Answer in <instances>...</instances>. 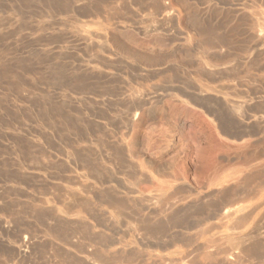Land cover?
Segmentation results:
<instances>
[{"label": "rangeland", "instance_id": "rangeland-1", "mask_svg": "<svg viewBox=\"0 0 264 264\" xmlns=\"http://www.w3.org/2000/svg\"><path fill=\"white\" fill-rule=\"evenodd\" d=\"M263 231L264 0H0V264H264Z\"/></svg>", "mask_w": 264, "mask_h": 264}, {"label": "bare ground", "instance_id": "bare-ground-1", "mask_svg": "<svg viewBox=\"0 0 264 264\" xmlns=\"http://www.w3.org/2000/svg\"><path fill=\"white\" fill-rule=\"evenodd\" d=\"M262 33V32H261ZM260 35V34H259ZM261 38H263V36L261 35ZM260 39V38H259ZM262 40V39H261ZM167 173V172H166ZM136 174H138V173H136ZM140 174V173H139ZM164 175V174H163ZM137 176V175H136ZM138 177V176H137ZM139 177H140V175H139ZM138 177V178H139ZM141 177H142V174H141ZM249 177V176H248ZM137 178V179H138ZM257 178V177H256ZM259 178V177H258ZM136 179V180H137ZM242 179V178H241ZM240 179V180H241ZM139 180H140V178H139ZM138 180V181H139ZM254 180V179H253ZM252 181V180H251ZM138 183V182H137ZM172 195V194H171ZM155 199V198H154ZM157 200V199H156ZM151 202H154V201H151ZM138 203V202H137ZM157 203V202H156ZM140 204V203H139ZM148 204V203H147ZM150 204V203H149ZM135 205H137L136 203H135ZM151 205V204H150ZM154 205V204H153ZM150 208V207H149ZM147 209V208H146ZM139 210V209H138ZM121 212V211H120ZM239 212L237 211V210H235V209H231V208H228L227 210L225 209V211L224 212H222V214H221V216H222V219H224V220H228V219H234V218H236V217H239ZM249 214V213H248ZM248 214H247V216H248ZM238 215V216H237ZM218 216V215H217ZM246 217V216H245ZM138 218H139V216H138ZM135 220V219H134ZM238 220H240L239 218H238ZM137 222H139V221H137ZM236 223V222H235ZM138 224V223H137ZM224 224V223H223ZM241 224V223H240ZM242 224H243V222H242ZM245 224V223H244ZM239 224H237V226H238ZM233 226V225H232ZM230 227V226H229ZM135 228V227H134ZM232 228V227H231ZM235 228V227H234ZM256 228V227H255ZM237 229V228H236ZM137 230V229H136ZM138 232H139V230H138ZM142 231H140V233H141ZM264 232V231H263ZM143 233V232H142ZM257 233V232H256ZM138 234V233H137ZM140 235V234H139ZM258 235V234H257ZM226 236V235H225ZM139 237V236H138ZM243 237V236H242ZM261 237V236H260ZM224 238V237H223ZM240 238V237H239ZM239 238H229V239H227V242H228V244H225V245H228V246H230L231 247V250H236L237 251V249H243L248 243H250V241L247 243V244H245L246 243V240H243V239H245L246 237L244 236V238L243 239H239ZM247 239V238H246ZM249 239V238H248ZM247 239V240H248ZM263 239V238H262ZM168 242V241H167ZM209 242V241H208ZM245 242V243H244ZM256 242V241H255ZM258 242H259V239H258ZM182 243V242H181ZM29 244H30V241L28 240V239H26L25 238V240L24 241H22L21 242V247H28L29 246ZM168 244V243H167ZM243 244H245V246H242ZM252 244V243H251ZM260 244V243H259ZM261 245V244H260ZM168 246V245H167ZM207 246V245H206ZM250 246V245H249ZM249 246H247L248 248H249ZM259 246V245H258ZM227 247V246H226ZM241 247V248H240ZM246 247V248H247ZM207 248V247H206ZM229 248V247H228ZM228 248H227V250H228ZM251 248V247H250ZM256 248V247H255ZM209 249V248H208ZM245 249V248H244ZM229 250H230V248H229ZM249 251H250V249H248ZM247 250V251H248ZM255 250V249H254ZM236 251H235V253H236ZM239 252H241V250H238ZM238 251H237V253H238ZM243 251V250H242ZM247 251H246V253H247ZM248 251V252H249ZM244 252H245V250H244ZM224 253V256H225V252H223ZM222 253V254H223ZM230 253H232V252H230ZM249 253H252V252H249ZM264 253V252H263ZM213 254V253H212ZM212 254H210V255H212ZM227 254V257H226V259L228 260V259H230L231 261L233 260V259H235L234 258V256H236V254H229V253H226ZM228 254L229 255H231L230 257L228 256ZM206 255V254H205ZM239 255V254H238ZM248 255V254H247ZM240 256V255H239ZM206 257V256H205ZM229 257V258H228ZM258 257V256H257ZM222 258V257H221ZM224 258V257H223ZM242 259V258H241ZM210 260V259H209ZM214 260V259H213ZM226 260V261H227ZM212 261V260H211ZM167 262V261H166ZM165 262V263H166ZM235 262V261H234ZM164 263V262H163ZM189 263V262H188ZM193 263V262H192ZM224 263V262H223ZM227 263V262H226ZM237 263H239V262H237ZM182 264V263H181ZM187 264V263H186Z\"/></svg>", "mask_w": 264, "mask_h": 264}]
</instances>
